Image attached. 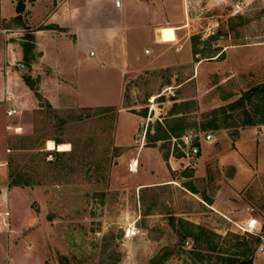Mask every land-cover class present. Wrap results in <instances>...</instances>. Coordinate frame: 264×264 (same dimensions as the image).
<instances>
[{
    "label": "rangeland",
    "instance_id": "374dc122",
    "mask_svg": "<svg viewBox=\"0 0 264 264\" xmlns=\"http://www.w3.org/2000/svg\"><path fill=\"white\" fill-rule=\"evenodd\" d=\"M93 3L95 47L80 52L103 56L77 64V81L40 62L31 30L14 33L35 104L5 138L12 241L0 264H253L260 238L200 202L228 174L201 144L264 125V0ZM232 205L264 226V179Z\"/></svg>",
    "mask_w": 264,
    "mask_h": 264
},
{
    "label": "crops",
    "instance_id": "0c3cea01",
    "mask_svg": "<svg viewBox=\"0 0 264 264\" xmlns=\"http://www.w3.org/2000/svg\"><path fill=\"white\" fill-rule=\"evenodd\" d=\"M94 1L96 0H23L22 10L18 13L16 11L17 0H0L1 263L6 262L7 246L10 247L12 241V230L7 218H5V209L12 188L8 185L9 171L2 159L5 138L10 132H17L14 129L13 119L18 110L32 107L35 104L34 96L19 73L21 70L26 69L27 65L18 63L23 51L14 33L31 30L34 49L38 55L41 52L38 57L40 62L44 61L59 75H65L67 79H64L67 82L77 81L75 76L77 64L81 62L82 65L89 66L96 54L99 58L103 56V53L99 51L95 52L94 55L90 52L89 61H85L80 52L81 48L85 50L95 47L90 40L93 31L99 29L92 21L94 16L97 15L93 11ZM104 1H106L105 6L108 10L116 13V8L120 6V0ZM97 18V23H99L101 19L99 16ZM41 26H48L49 28L58 26L71 30L77 36L78 43L73 46L66 37L58 38L52 30H47L48 28L44 30ZM108 26L111 28L112 24L109 22ZM123 70L125 69L121 71ZM44 82L48 86L56 85V82L50 78H47ZM9 110H15V113L8 115L7 111ZM201 146L204 148V152L213 154L219 172L224 173L225 170H228V174L224 176L223 180H220L222 185L218 188L212 201L200 200V202L207 205L228 222L241 228L246 227L249 221L254 220L256 231H263L264 233L261 218L258 214L253 213V208H250L251 211L247 210L244 215L239 216L236 213V208L234 209L232 205L238 199L244 197V192L251 188L256 180L264 179V125L239 129L235 137L229 136L226 131H222L219 135L214 136L211 143H202ZM3 175L4 181L1 180ZM185 191L189 192L188 190ZM258 254L253 264H264V252Z\"/></svg>",
    "mask_w": 264,
    "mask_h": 264
},
{
    "label": "built area",
    "instance_id": "2783aa9c",
    "mask_svg": "<svg viewBox=\"0 0 264 264\" xmlns=\"http://www.w3.org/2000/svg\"><path fill=\"white\" fill-rule=\"evenodd\" d=\"M15 113V110L7 111L8 115ZM242 230L248 233H253L259 235L260 243L257 247L256 253H263L264 252V234L261 231H256L255 229V221L251 220L247 223L246 227H242Z\"/></svg>",
    "mask_w": 264,
    "mask_h": 264
},
{
    "label": "trees",
    "instance_id": "16d2710c",
    "mask_svg": "<svg viewBox=\"0 0 264 264\" xmlns=\"http://www.w3.org/2000/svg\"><path fill=\"white\" fill-rule=\"evenodd\" d=\"M23 5V0H17V4H16V11L19 13V12H21V10H22V6ZM197 53V52H196ZM209 57V56H208ZM172 132V133H171ZM237 133V132H236ZM236 133L233 135L232 134V137H235L236 136ZM169 136H173V137H178V135H175V133L173 134V131H169ZM9 178H10V181H9V186L11 187L12 185H13V183H12V181H11V178H12V174H11V172H9ZM248 233V232H247ZM248 234H252V233H248ZM253 236H255L256 237V242L258 243L259 242V235H257V234H252ZM167 257V254H164V255H160L159 257H158V259L160 260V262H163V260L165 259ZM251 263V260H248V261H246V262H244V263H241V264H250Z\"/></svg>",
    "mask_w": 264,
    "mask_h": 264
},
{
    "label": "bare ground",
    "instance_id": "6f19581e",
    "mask_svg": "<svg viewBox=\"0 0 264 264\" xmlns=\"http://www.w3.org/2000/svg\"><path fill=\"white\" fill-rule=\"evenodd\" d=\"M56 149L58 151H68L69 150V145L68 144H60V145L58 144L56 146L52 141H48L47 142V150H56Z\"/></svg>",
    "mask_w": 264,
    "mask_h": 264
},
{
    "label": "water",
    "instance_id": "95a60500",
    "mask_svg": "<svg viewBox=\"0 0 264 264\" xmlns=\"http://www.w3.org/2000/svg\"><path fill=\"white\" fill-rule=\"evenodd\" d=\"M208 138L210 139L211 138V135H208Z\"/></svg>",
    "mask_w": 264,
    "mask_h": 264
}]
</instances>
